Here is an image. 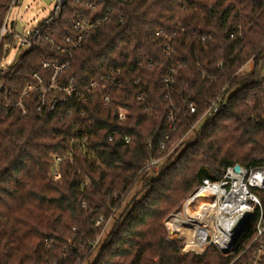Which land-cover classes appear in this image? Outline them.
Segmentation results:
<instances>
[{"label": "trees", "instance_id": "obj_1", "mask_svg": "<svg viewBox=\"0 0 264 264\" xmlns=\"http://www.w3.org/2000/svg\"><path fill=\"white\" fill-rule=\"evenodd\" d=\"M13 1L0 0V33ZM80 16L110 20L71 55L57 51L50 40L69 34ZM45 34L48 40L11 68L0 92V264L88 261L147 163L182 139L219 95L227 103L145 180L148 193L116 223L91 264H223L214 247L202 260L182 255L161 223L204 178L218 181L230 166L264 162V0H67ZM7 45L16 40L2 42L0 66ZM252 58V70L240 74ZM45 62L68 64L59 82L74 79L82 94L112 69L121 70L123 87L109 109L97 89L86 101L76 97L39 113L40 94L33 93L23 99L22 116L11 104L37 84L35 73L49 86L54 68ZM172 69L175 82L168 86ZM189 103L197 105L195 114ZM120 106L129 110L125 121L118 119Z\"/></svg>", "mask_w": 264, "mask_h": 264}, {"label": "built area", "instance_id": "obj_2", "mask_svg": "<svg viewBox=\"0 0 264 264\" xmlns=\"http://www.w3.org/2000/svg\"><path fill=\"white\" fill-rule=\"evenodd\" d=\"M66 1L54 0V7L50 15L28 35L15 33L16 23L10 21L8 14L1 28L0 46L6 37H13L16 40L15 47H25L29 50L34 47L36 42L48 40L49 35H44V28L50 27L59 19ZM17 4L18 0H14L12 7ZM88 5L95 7L93 3ZM109 20V16L103 19L80 16L71 26L69 34L63 36L61 40L54 38L50 41L52 45H55L57 51L71 55L75 50L85 45L93 32ZM123 21L124 17L122 18ZM12 22L15 23L14 27H12ZM157 34H160V32ZM204 40L205 38H203ZM6 47L7 53H9L10 46L7 45ZM166 49L167 54H170V47L167 46ZM6 59L0 66L2 71L0 74V92L7 89L5 78L15 65L5 66ZM247 63L253 64L254 58ZM247 63L239 71L240 74L249 72V70H246ZM43 67L45 69L54 68L50 76L49 86H45L43 78L35 73L33 77L37 84H29L24 89L20 99L11 104L14 109L19 108L22 110V116L28 113V110L23 106V99L33 93L40 94V102L37 106L39 113L47 107L54 111L60 103H67L76 97L86 101L88 97L97 92V89L104 108L109 109L114 105L116 92L123 87L121 70L112 69L99 81L94 80L82 94L75 87L74 79L69 80L65 86L59 82L61 73L68 67V64L56 65L45 62ZM175 75L176 71L174 69L170 70L164 81L165 84L172 85L175 82ZM141 82L142 80L138 79L136 84L139 85ZM145 90L146 88L139 94L138 99L140 101H144L146 97ZM53 91L54 94L51 100L48 101V96ZM227 101V97L223 98L222 95H219L205 109L193 128H196L202 121L218 114L222 104H226ZM172 107L168 120L170 121V128L175 131L177 129L175 117L177 107L174 105ZM187 109L191 114H195L197 105L189 103ZM128 112L127 107L120 106L117 111L118 119L120 121L127 120ZM169 139L170 137L167 136L161 144L162 153L165 152L166 142ZM125 141L129 144L131 138L126 136ZM181 142L174 145L165 155L160 154L162 155L160 158L149 161L143 174L155 171L158 173L162 162L172 157L176 151L178 152ZM57 161L60 162V159L58 158ZM236 165L228 167L222 179L218 181L204 178L168 221L167 238L178 243L182 255L202 260L206 257L208 249L214 247L225 259L223 264H264V162L253 163L249 166L241 165V172L235 171ZM54 176L59 177L58 168L54 171ZM98 242L97 239L95 246L98 245Z\"/></svg>", "mask_w": 264, "mask_h": 264}, {"label": "rangeland", "instance_id": "obj_3", "mask_svg": "<svg viewBox=\"0 0 264 264\" xmlns=\"http://www.w3.org/2000/svg\"><path fill=\"white\" fill-rule=\"evenodd\" d=\"M53 7H54V0H18V4L13 6L11 8L10 13H9L10 21H14L16 23L15 29H14L15 33H19L20 35H28L34 29L39 27V25L50 15V13L53 10ZM28 50L29 49H27L25 47H15V45L10 46L9 47V53L7 55V59L4 63V65L5 66H12V65L16 64L17 62H19L21 60L23 55ZM252 66H253V64L249 63L247 65L246 70L251 71ZM206 122H207V120L202 121L201 123H199V125L196 128H193L194 127L193 126L191 128V130L182 139H180L178 141V142L182 141L180 143V145H186V144L192 142L196 138V135H197L196 130L200 131ZM179 154H180V149L178 152L176 151L172 157L175 159ZM161 166H160V168H161ZM158 173H157V171H155V172H149L147 174L142 175V178L138 181L136 186L133 188L131 193L128 195L127 199L124 201L121 208L106 223V225L102 229L100 235L97 238L99 240V242H98V245L96 247V251L94 252L92 257L88 261H86L84 264H91L94 261V259L96 258V255L98 253V250L106 242V239L110 236V233L116 228V223H118V221H120L122 219V217L126 211L128 212V210L132 209L136 200L137 201L142 200L144 198V196L148 193V188H146L145 184H144L145 180L148 179L149 177H152V178L156 177L158 175ZM176 209H177V207L170 210L162 220L161 224L163 227H165L166 232H167V226L169 223L168 221L170 220L172 215H174V213L176 212ZM173 224H174V222H173ZM192 259H194V258H192Z\"/></svg>", "mask_w": 264, "mask_h": 264}, {"label": "water", "instance_id": "obj_4", "mask_svg": "<svg viewBox=\"0 0 264 264\" xmlns=\"http://www.w3.org/2000/svg\"><path fill=\"white\" fill-rule=\"evenodd\" d=\"M14 25H15V23L12 22V27H14ZM241 170H242V166H241L240 164H237V165L235 166V171H236V172H241ZM242 223H243V221H242Z\"/></svg>", "mask_w": 264, "mask_h": 264}]
</instances>
